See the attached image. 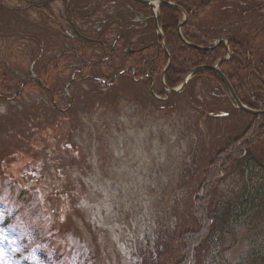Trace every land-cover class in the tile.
I'll return each instance as SVG.
<instances>
[{"label":"rangeland","instance_id":"374dc122","mask_svg":"<svg viewBox=\"0 0 264 264\" xmlns=\"http://www.w3.org/2000/svg\"><path fill=\"white\" fill-rule=\"evenodd\" d=\"M37 1L44 0H32ZM53 1L42 8L27 0H0V8L13 12L0 13V66L9 68L2 73L12 82L6 90L8 100L0 95V250L4 253L0 264H170L171 258L177 264L189 263L182 238L186 228L196 226L193 197L215 153L222 156L234 144L243 154L221 173L212 201L221 208L230 203L242 213L217 244L203 250L201 242L202 251L193 264H245L248 257L256 259L250 264H264V170L251 158L241 167L238 163L248 149L264 163V130L252 137L264 115L238 109L221 81L192 70L183 89L166 92L164 68L171 58L164 55L165 42H156L162 29L149 23V33L142 31L130 8L123 16L115 5L108 7L110 2L95 0L97 5L90 3L97 9L91 20L85 8L88 1L76 0L79 17L76 25L71 21L72 28L65 18V0ZM200 1L188 0L186 5L191 8ZM213 1L206 13L201 10L197 15L195 23L200 27H214L228 2L248 3ZM153 3L158 7L160 1ZM226 12L227 19L240 21L235 23L240 37L253 40L256 50L264 48V27H252L256 16ZM99 16H106L111 27L100 35ZM187 16L182 12L181 27ZM244 20L249 22L242 27ZM7 22L12 24L11 33L5 31ZM224 23L228 22L221 27ZM45 26L52 31L53 42L37 68L45 69L47 63V75L57 74L58 79L40 84L34 70L40 52L30 34L23 32L43 35ZM139 34L142 44L136 41ZM217 34L209 35L208 44L228 38L224 32L215 40ZM90 37L105 39V50ZM70 41L71 45L66 43ZM63 42L69 52L62 48ZM152 42L159 49L156 44L149 47ZM74 43L80 48L71 49ZM113 45L129 46L130 51L148 45L143 53L125 54L124 63L129 66L136 58L155 55L152 79L137 81L124 73L114 80L113 72L124 66L119 65L118 54H110ZM81 62H86L82 75L92 68L93 72L106 69L105 73L111 70L110 79L105 75L103 84L67 80L72 68L67 69ZM64 88L75 94L71 106L68 97L63 98L67 102L60 98L66 95L61 92ZM42 128H48L49 134Z\"/></svg>","mask_w":264,"mask_h":264},{"label":"trees","instance_id":"16d2710c","mask_svg":"<svg viewBox=\"0 0 264 264\" xmlns=\"http://www.w3.org/2000/svg\"><path fill=\"white\" fill-rule=\"evenodd\" d=\"M170 1L173 2V0ZM174 1L185 10L188 16L184 26L181 27V33L183 34V38H181L178 33V25L181 18V13L178 11L179 8L163 6L160 10L158 21L163 33V36L160 38L166 44L167 52H164L166 59L167 53L170 54L171 58L170 65L165 74V84L168 87L173 88L177 86L192 69L205 65L211 66L230 52V58L224 60L220 64L221 71L227 77L233 90L243 103L250 107H256L258 102H261L264 107V48L261 47L260 49L258 48L259 50H256L257 46L254 45L255 43L253 40L243 39V37H240L237 34L239 27H237L235 23L240 21L226 18V15H229L226 12L227 9L231 14L235 13L236 16L243 15L244 17L246 16L245 18L249 15H252V17L256 16L258 19H251V22L254 23L252 27L254 28L255 25L259 24V27L262 28L264 27V13H261V10L264 9V3L257 4L254 0H248V3L245 1L237 4L233 1L228 2L225 4L228 8L221 9V18L217 22H214V27L212 26L206 29L205 26L208 24H205L204 27H200V25L195 23V20L201 10L202 13L204 11V13H206L207 9L209 10L214 3L213 0H201L191 8L186 5L188 0ZM249 3L252 5H249ZM36 4L38 5L39 2L37 1ZM13 10L18 14L23 13L22 9ZM72 11H74L76 15L79 12V8L73 7ZM8 12L12 11L0 8V13L7 15ZM211 15L214 16L215 12ZM206 17L208 16L206 15ZM259 20H262V22H259ZM211 21L213 22L214 19ZM222 22L228 23H224L223 27H221ZM248 22V20H244L243 23L245 24H241V26H246ZM10 26H12L11 22L8 23L5 31L8 30L11 33L12 30H10ZM30 26L33 28V25ZM45 29L43 35H41V33H35L34 31L23 32L30 34L29 37L32 38L31 43L36 44L39 49L40 54L35 58L36 63L34 70H36L35 74L41 78L42 84L45 83L43 82L44 80H50L47 75L48 71L45 72L44 66L42 68H37V66L44 61L46 58L45 50L50 46V42H53L52 31L48 32L46 26ZM224 32L228 35V38L226 39L228 40L229 51L224 42H220L210 50H199L194 47L195 45L201 47L211 46L212 44H208L209 35L218 33L214 37L216 40L219 36H223ZM60 35L63 36L64 34L60 32ZM251 36L253 38V34ZM63 38V41H65V39H67L66 35ZM64 44L65 42H63V46ZM1 67L2 66H0V95L5 97L8 95L6 90L10 89L12 82L11 80L7 81V79L4 78L6 76L3 74L4 72H8L9 68L6 65L2 68ZM11 73L18 76V74L13 71ZM195 74H209L214 77L217 82L221 83L219 78L211 70H199ZM16 85L17 83L14 85L15 89L17 88ZM221 85L223 84L221 83ZM5 98V101H7V97ZM257 121L258 119H253L254 124ZM259 122V125L256 124L252 137L254 135L258 137L260 135L259 130H264V116H262ZM40 131L49 133L48 128H42ZM31 133L33 134V132ZM245 146L247 147L248 145L246 144ZM231 147L233 146H228L226 148V153L222 156H219V153H215L213 159L208 163V166L204 171L203 180L197 188V193L193 197V204L191 207L197 215L194 218L196 226L193 228H186L182 238V244L184 246L183 250L186 251V259L189 261L187 264H193L197 259L196 255L200 250L202 251V249L199 248L201 242L203 243V250L204 248H208V245L217 244L218 240L223 236L222 232H224L226 227L233 220H237L240 213H242L235 207L232 208L230 203L226 207L221 208L219 204L214 205L212 201L213 186L218 181V178H220L221 173L227 171L231 164L236 162L238 157L243 154L242 151H237L238 148L236 147V144H234V149ZM248 152L249 154L244 155V157L238 161L239 166L241 167L243 162H248L251 158L256 160L258 166L264 170V163L259 161V159L253 158L256 156L251 153L250 149H248ZM238 163L237 167H239ZM251 208L252 206L249 209ZM255 261L256 259H253V257H248L244 262L245 264H250ZM170 264H177L176 259L171 258ZM239 264H242V262Z\"/></svg>","mask_w":264,"mask_h":264},{"label":"flooded vegetation","instance_id":"af4514ba","mask_svg":"<svg viewBox=\"0 0 264 264\" xmlns=\"http://www.w3.org/2000/svg\"><path fill=\"white\" fill-rule=\"evenodd\" d=\"M27 1L31 5H36V7H42V8H47L48 7V4L54 2L53 0H44V2H41V3H39L37 5L36 3H33L32 0H27ZM87 1H88V4L89 5H87V6L84 5V6H85L86 9L90 10V13H88V14H89V16H92L91 20H95V18H94L95 14L94 13L96 12L97 9L95 7H91L90 6V3L92 5H94V4L97 5V4L95 3V0H87ZM99 1L110 2V3H107L108 7H111V5H115L114 6V9L115 8H118V10H123V11H120L121 15H123L122 13L125 11V8H130V11L132 13H134V15L136 16L135 17V19H136L135 22H138L140 25H143V27L141 26L140 28L142 29V31H146L147 33H149L148 28H147L148 27L147 25L149 23H154V26L156 25V26L160 27L159 21H158L159 20V17L158 16H159L160 10H161V8L163 6H170V5H167V3L168 2H172L170 0H158V1H160V3L158 5V7H157V5H155L153 3V1H156V0H146V1H151L152 2L151 4H149V3L148 4L141 3V2H137L135 0H120L121 2H119V0H114V1L113 0H99ZM65 2H66V16H65L66 21L68 20L70 26L72 28H75V26L73 24H75V25L77 24L75 19L77 17H79V16H78V13L75 15V12L72 11V9H73V7H77L78 6L77 5V1L76 0H65ZM117 2H119V3H117ZM133 5H136L138 8H136V9L135 8H132ZM172 6L179 8L180 10L178 9V11L181 14H182V12L184 13V11H185L181 6L177 5V3H174ZM155 9H157L156 12H155ZM144 13H148V16L151 14V16L150 17L143 16ZM152 13H153V15H152ZM137 15H140V16H137ZM99 20L100 21L98 22V24L100 23L99 24L100 26H98V28H97V33L100 35V34H103V33L108 32L111 29V27L108 24V20L109 19L106 18V16H104V17L99 16ZM71 21L73 22V24H72ZM89 23H90V21H89ZM91 25L92 24H90V26ZM95 25L93 26L94 28H96ZM97 38L98 37H92L91 39H94L95 42H97L98 44H101L102 45V47H101L102 48V51L105 50L106 47H104L105 46V43L103 41L106 42V40L105 39H103L102 41L101 40H96ZM125 38L126 39H129L127 37H125ZM156 38H157V40L159 39V41H156V42H160V40H161L160 36L158 35V36H156ZM156 38H155V40H156ZM142 39H143V36L142 35H140V34H139V36L137 35V38H136V41L137 42H139V43L142 44V42H143ZM156 42H152L151 43L152 46H149V47H154V45L156 44ZM66 43H69V45H71L70 44L71 41L70 42H66ZM78 44L79 43H74L72 46H70L71 49L80 48V44L79 45ZM227 44H228V40H227ZM129 46H130V44H129ZM129 46H127L126 48H121V49L120 48L116 49V46L115 45L112 46L113 50H112V52L110 54H113V55L118 54V56H120V58L122 60L119 65L120 66H124V68L121 67L120 70L113 72V74H112L113 79L116 80L118 77L122 76L124 73L130 74V76L132 77V79L133 80H137V81H139V80H150V78L152 79L153 72H154V67H155V63H154L155 55H153L152 57H142V58H139V59L136 58V60L131 65L128 66L126 63H124L126 61L125 58H124L125 54H136L137 55V53H139V52L143 53V50L148 45L147 46L141 45L143 47L140 46L141 48L139 47V48L134 49L132 51H130L131 49L129 48ZM155 46H156V48L158 47V49H159V46L157 44ZM62 48H65V46H63ZM66 48H67V51L69 52L70 51V50H68L69 47L66 46ZM109 48H111V47H109ZM68 56H70V55H68ZM62 58H65V57L63 56ZM56 60H59V59L57 58ZM81 63L82 64L78 65L77 67H76V64H73L72 67H70V69H67V70H71V68H72V70L70 72V75L68 76L67 80H72L73 82L85 81V80H87V81L97 80V81H101V83L103 84V83H106L104 81L106 79L105 75L110 79V76L107 75V74H110L111 75V70H109L111 68L107 69V70H109V72H106V73L104 72L106 69H103V72H100L99 70H96V71L93 72V68H92L90 70V73L87 76H84L80 72L84 68V65L86 64V62H81ZM45 66H46L45 69H48V64L47 63H46ZM48 78L49 79H55V78L58 79L57 78V74H56V76L55 75L48 76ZM65 86H67V85H65ZM61 92L64 95L66 93V95L65 96H60V98L63 99L64 97L65 98L68 97V99H69L68 100V103L70 102L69 106H71L74 103L73 100L75 99V94L73 92H69V90H67L65 88ZM96 92H95V94H96ZM60 98L58 100L62 102V99H60ZM63 100L67 102V99H63ZM69 106H67V107L69 108ZM255 108L256 109H264L263 104L261 102H258V104L256 105ZM67 114H68V112H67ZM66 118H67V121L66 122L70 121L69 120L70 117H68V115H67ZM53 139H54L53 137L50 138V140H51L52 143H54V140Z\"/></svg>","mask_w":264,"mask_h":264},{"label":"water","instance_id":"95a60500","mask_svg":"<svg viewBox=\"0 0 264 264\" xmlns=\"http://www.w3.org/2000/svg\"><path fill=\"white\" fill-rule=\"evenodd\" d=\"M136 1H140V2H143V3H150L151 4V1H146V0H136ZM204 49H209V48H204ZM219 63L217 65H214V66H203V67H200V68H197L195 70H192L191 73H194L196 70H199V69H210L212 71H214L217 76L222 80V82L225 84V86L227 87V89L229 90V93L231 95V97L233 98L234 102L237 104V107L244 110V111H247L249 113H254V114H263L264 115V111H255V110H251L249 108H247L246 106H244L240 101L239 99L237 98V96L235 95L230 83L228 82V80L226 79V77L224 76V74L220 71L219 67H218ZM190 73V74H191ZM189 74V75H190ZM188 75V76H189ZM188 76L184 79L183 83H182V86L179 87V88H175V89H169L168 91L169 92H176V91H179L181 88H183V86L186 84L187 80H188Z\"/></svg>","mask_w":264,"mask_h":264},{"label":"snow or ice","instance_id":"6c2138e0","mask_svg":"<svg viewBox=\"0 0 264 264\" xmlns=\"http://www.w3.org/2000/svg\"><path fill=\"white\" fill-rule=\"evenodd\" d=\"M3 255H4L3 251L0 250V256H3ZM34 258H35V257H34Z\"/></svg>","mask_w":264,"mask_h":264}]
</instances>
